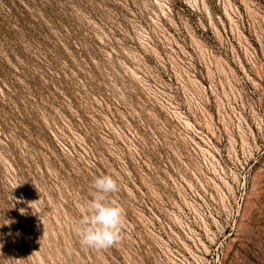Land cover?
<instances>
[{
	"label": "rangeland",
	"instance_id": "374dc122",
	"mask_svg": "<svg viewBox=\"0 0 264 264\" xmlns=\"http://www.w3.org/2000/svg\"><path fill=\"white\" fill-rule=\"evenodd\" d=\"M0 264H264V0H0Z\"/></svg>",
	"mask_w": 264,
	"mask_h": 264
},
{
	"label": "clouds",
	"instance_id": "9594fccd",
	"mask_svg": "<svg viewBox=\"0 0 264 264\" xmlns=\"http://www.w3.org/2000/svg\"><path fill=\"white\" fill-rule=\"evenodd\" d=\"M89 199L82 206L78 235L82 247L103 250L121 242L126 227L124 207L116 199L119 179L107 173L93 181Z\"/></svg>",
	"mask_w": 264,
	"mask_h": 264
}]
</instances>
